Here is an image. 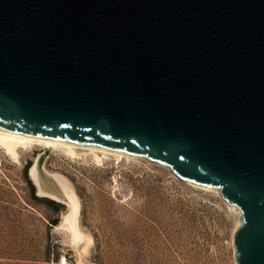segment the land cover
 Listing matches in <instances>:
<instances>
[{"label":"water","instance_id":"95a60500","mask_svg":"<svg viewBox=\"0 0 264 264\" xmlns=\"http://www.w3.org/2000/svg\"><path fill=\"white\" fill-rule=\"evenodd\" d=\"M0 129L220 189L264 264V0H0Z\"/></svg>","mask_w":264,"mask_h":264},{"label":"rangeland","instance_id":"374dc122","mask_svg":"<svg viewBox=\"0 0 264 264\" xmlns=\"http://www.w3.org/2000/svg\"><path fill=\"white\" fill-rule=\"evenodd\" d=\"M39 151L16 160L0 149V264H237V213L144 160L49 151L47 168L67 176L80 201L78 225L61 224L70 206L35 198L25 176Z\"/></svg>","mask_w":264,"mask_h":264},{"label":"bare ground","instance_id":"6f19581e","mask_svg":"<svg viewBox=\"0 0 264 264\" xmlns=\"http://www.w3.org/2000/svg\"><path fill=\"white\" fill-rule=\"evenodd\" d=\"M0 149L4 150L6 154H8L9 156H11L16 160H20L23 154H28L31 151H34V149H39L41 151V152L39 151L40 153L34 158V161L31 165L32 171L35 173V177L37 174L38 177L37 179H39L40 182L39 194L52 197L59 201H64L68 203L66 204L67 207L70 206L69 210L63 213V220L61 224H65L67 222H75L76 226L78 225L77 217L80 207V201L75 192L76 190L74 188L72 181L63 173L57 171H51L47 168L46 155H45L46 150L51 152L60 151L72 158L86 159L88 157H91L95 162H99V163L103 162L104 159H107L110 156H116V159L119 158L138 159V160H144L154 165L161 166L167 169L176 178H178L179 180L183 181L188 185H191L199 189L215 192L223 199V201L233 211L237 213L238 215L237 226L240 222L239 209L235 205L227 202L222 197L220 189L183 180L180 177H178L175 173H173V171L168 165L156 161H152L145 156L131 154L106 147L38 137V136L23 134L19 132L4 130V129H0ZM48 175L52 177L53 180L46 178V176ZM75 235L76 238H79L81 234L79 232H75Z\"/></svg>","mask_w":264,"mask_h":264},{"label":"trees","instance_id":"16d2710c","mask_svg":"<svg viewBox=\"0 0 264 264\" xmlns=\"http://www.w3.org/2000/svg\"><path fill=\"white\" fill-rule=\"evenodd\" d=\"M25 176H26V179H27V181L29 182V184H30V186H31V190H32V193L34 194L35 198H37V199H39V200H43V201H45L46 203L52 205V206L55 207L56 209H60V208L63 206L62 203L57 202V201H55V200H52V199H50V198H48V197H40V196H37V195L35 194L36 188H35V186L32 184L31 179H29V177H28V170H27V168H26V171H25ZM52 223H53V224H57V223H58V220H53Z\"/></svg>","mask_w":264,"mask_h":264}]
</instances>
